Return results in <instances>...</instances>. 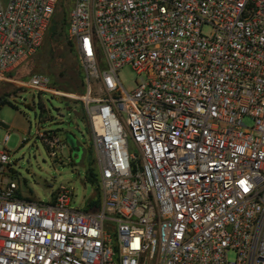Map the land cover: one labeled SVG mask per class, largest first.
Masks as SVG:
<instances>
[{
  "label": "built area",
  "instance_id": "2783aa9c",
  "mask_svg": "<svg viewBox=\"0 0 264 264\" xmlns=\"http://www.w3.org/2000/svg\"><path fill=\"white\" fill-rule=\"evenodd\" d=\"M59 1L0 0L1 81L42 47ZM70 7L86 91L44 73L27 85L84 103L101 201L74 208L64 184L26 196L0 150V264H264V0ZM36 136L54 157L67 147Z\"/></svg>",
  "mask_w": 264,
  "mask_h": 264
},
{
  "label": "rangeland",
  "instance_id": "374dc122",
  "mask_svg": "<svg viewBox=\"0 0 264 264\" xmlns=\"http://www.w3.org/2000/svg\"><path fill=\"white\" fill-rule=\"evenodd\" d=\"M73 2L62 0L52 19L51 30L58 32L56 42H50L46 35L37 54L13 73L17 77L14 81L0 80V100L8 101L0 105V150H8L12 172L26 196L49 201L52 193L64 184L74 191L72 207L87 209L98 199L95 185L87 179L88 169L93 168L99 173V168L92 127L85 118V105L82 100L66 99L27 85L33 74L44 73L56 88L73 93L81 92L80 88L86 91L84 71L76 48L67 38V24H63L66 11L71 9ZM210 30L209 26L203 28L205 33ZM120 77L127 89L135 88L136 75L130 67L123 68ZM7 126L12 127V135L4 144ZM39 126L56 130L67 141V147L60 150L57 157L52 156L45 143L36 136ZM71 135L75 137L79 151L71 148L68 140ZM24 137L27 140L23 143ZM230 255L234 256V253Z\"/></svg>",
  "mask_w": 264,
  "mask_h": 264
},
{
  "label": "trees",
  "instance_id": "16d2710c",
  "mask_svg": "<svg viewBox=\"0 0 264 264\" xmlns=\"http://www.w3.org/2000/svg\"><path fill=\"white\" fill-rule=\"evenodd\" d=\"M61 2H62V0L59 1V4H58L57 8L61 4ZM69 11L70 10L66 11V16H64L63 24H68ZM55 14H54V16H55ZM57 33H58L57 31L53 32L51 30V25H50L49 30L46 33L47 37H49V39H50V42L52 40H54L53 43L56 42L57 39H55V36H56ZM45 38H46V36H45ZM53 43H51V45H53ZM80 91L83 93V90L81 88H80ZM6 103H8V101L6 99L3 98V99L0 100V105L6 104ZM85 118L87 119V117H85ZM87 121H88V119H87ZM87 179H89L95 185L96 191H97V194H98V199L92 201L90 203V206L99 205L100 201H101V187H100L99 173L95 172V170L93 168H89L88 169Z\"/></svg>",
  "mask_w": 264,
  "mask_h": 264
},
{
  "label": "water",
  "instance_id": "95a60500",
  "mask_svg": "<svg viewBox=\"0 0 264 264\" xmlns=\"http://www.w3.org/2000/svg\"><path fill=\"white\" fill-rule=\"evenodd\" d=\"M68 140H69V143L71 145V148L75 151H79V148H77V145H76L75 137L73 135H71L68 137Z\"/></svg>",
  "mask_w": 264,
  "mask_h": 264
},
{
  "label": "crops",
  "instance_id": "0c3cea01",
  "mask_svg": "<svg viewBox=\"0 0 264 264\" xmlns=\"http://www.w3.org/2000/svg\"><path fill=\"white\" fill-rule=\"evenodd\" d=\"M37 53H35L32 57H34L35 55H36ZM32 57H30L28 60H30ZM27 60V61H28ZM26 61V62H27ZM25 63V62H24ZM23 63V64H24ZM22 64V65H23ZM22 65H20L19 67H17V68H15V69H13V70H11V71H9L8 73H7V76H9V77H11V78H13V79H15V78H17V77H15V75L13 74L16 70H18V68H20ZM12 80V79H11ZM10 81V80H9ZM5 125V124H4ZM7 127H9V126H7ZM10 128H12V127H10Z\"/></svg>",
  "mask_w": 264,
  "mask_h": 264
}]
</instances>
